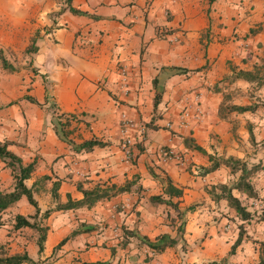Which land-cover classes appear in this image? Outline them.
Segmentation results:
<instances>
[{"label": "crops", "instance_id": "0c3cea01", "mask_svg": "<svg viewBox=\"0 0 264 264\" xmlns=\"http://www.w3.org/2000/svg\"><path fill=\"white\" fill-rule=\"evenodd\" d=\"M17 1L18 8L30 7L40 15L56 11L33 23L46 27L40 30L33 53L43 79L34 76L29 84L0 82V141L10 142L7 149L22 164L35 160L24 184L32 188L39 212L64 203L67 195L71 200L80 199L77 184L89 189L96 183L122 185L136 175L138 179L129 192L88 208L51 211L43 220L47 230L39 254L35 231L28 229L29 240L14 237V233L7 235V229H13L14 215L27 216L34 211L22 195L0 213V244L11 246L15 254L24 250L40 264H61L69 256L80 262L100 261L89 258V252L106 251L104 245H123L129 250L135 244L148 253L149 260L142 264H179L176 246L152 254L126 233L134 230L149 240L160 234L175 236L179 223L175 210L148 200L161 192L160 184L147 172L150 166L181 188V195L172 199L180 210L193 205L184 212L183 239L187 246L200 242L187 247L180 264H258L260 258L264 260V220L254 216L264 214V161L255 162L261 169L249 179L255 198L231 191L251 214V218L240 220L224 199L214 201L205 192L209 186L195 168L209 163L206 155L182 143L183 137H191L207 154L246 159L250 143L247 133L237 136L243 125L234 119L248 112L217 117L225 91L219 80L229 74L228 65L235 70H261L260 59L249 52L251 38L258 39L259 32L250 37L245 33L258 25L264 28V0H70L69 5L46 0L44 12L37 0ZM69 7L83 13H71ZM171 67L188 71L175 72ZM239 81L247 83L235 79ZM227 83L235 85L229 81L223 85ZM215 84L219 90L214 89ZM155 91L161 94L153 111ZM45 94L51 96L58 112L78 116L79 120L71 122H75L68 135L72 142L97 138L105 145L73 151L60 140L46 109L48 99L42 103ZM111 100L124 111L112 109L108 114ZM195 105L197 116L180 126L181 109ZM110 116L111 121L107 119ZM152 116L151 127H145ZM125 139L129 144L123 146ZM141 139L143 146L135 144ZM161 149L179 154V158L164 159ZM219 168L208 174L216 175ZM43 176L47 179L41 182ZM55 181L59 182L56 199L50 192ZM138 185L139 192L135 190ZM12 188L10 169L0 160V191ZM239 225L244 233L229 255ZM27 228L15 231L18 234ZM74 230L78 232L69 235ZM65 237L57 259H46ZM107 237H111L109 244Z\"/></svg>", "mask_w": 264, "mask_h": 264}, {"label": "trees", "instance_id": "16d2710c", "mask_svg": "<svg viewBox=\"0 0 264 264\" xmlns=\"http://www.w3.org/2000/svg\"><path fill=\"white\" fill-rule=\"evenodd\" d=\"M67 5H69L70 0H64ZM212 0H209V3ZM69 11L71 13L80 14L83 13L78 10H74L73 8L69 7ZM262 28L257 27L256 29L251 28L249 31L252 35L260 31ZM40 39V33L38 30H35L29 44L25 48V52L27 53H35L37 50V42ZM6 48L0 45V69L7 71L9 73L14 72L17 70V67L9 61ZM201 68H204L202 66ZM230 70L229 74L224 76V79H227L229 82H233L235 79H241L247 83H256L258 86L264 85V78H262L256 70H235L232 66L228 65ZM172 71L175 72H186L188 71L185 68L180 67H171ZM196 68L195 70H198ZM153 85H156V79H153ZM215 90H219L216 84L213 86ZM26 98L31 101L35 102L33 98L26 96ZM160 98V93L156 92L153 96V111L156 108V104L158 103ZM225 96L222 95L221 101L218 103L217 106V117L219 119H226L231 113L240 114L244 112H253L257 109L258 103L249 102L244 105L239 104H230L225 101ZM264 108V103L261 104ZM60 119H63L64 122L62 123L60 120L53 125V131L55 135L65 143L71 146L73 151H90L93 147H102L105 145V142L100 141L97 138H90L87 140H82L79 143L72 142L69 138V130L68 127L70 126L72 121L79 120L78 116L71 113H63L60 112L58 114ZM154 121V116L150 118L148 122L144 124L146 127H151ZM60 126L58 127L57 125ZM57 126V127H56ZM154 127V126H152ZM234 131V128H232ZM246 132H247V140L248 142L253 145L254 135L252 132V127L250 124L246 125ZM9 141H0V160L4 161L5 166L10 169L12 180H13V188L9 192H2L0 191V213L7 209L10 205L16 202L22 195L25 196L27 202L34 208V211L31 215H21L16 214L13 218V228L18 229L22 227L32 228L36 232V239L35 243L37 245V252L40 253L43 249V242L45 239V233L47 230V225L44 224V219L48 217L49 213L54 210H67V209H75L78 207H90L95 202L103 199H109L114 197L118 194L123 192H129L131 186L137 181L138 176H134L131 180L125 181L122 185H115V184H107L101 186L100 184L96 183L89 189H82L80 184L76 185L77 190L81 193V198L78 200H71L69 195L66 196V201L64 203H57L53 208L46 209L39 212V208L35 199L32 196V188L27 187L24 184V180L27 179L34 168L35 160H32L26 164H22L21 159L13 154L11 151L7 149V145ZM182 143L184 147L191 149L193 151L199 152L200 154L206 155L208 160V165L206 166H199L198 170L196 171L197 175L200 177H204L206 174L215 171L220 166H224L228 169L230 174H236L237 178L235 179L234 183L231 185L226 184H218L210 186L209 188H205V192L209 195V197L216 201L219 199H224L226 204L234 210L235 216H237L240 220H247L251 218V214L249 211L245 209V207L240 203L237 197H235L231 191L234 189L242 194L246 198H255L256 193L253 189V186L250 184L249 179L251 175L261 169L259 163H254L248 165L247 162L243 159L227 156V157H215L212 154H207L206 151L196 144L191 137H183ZM138 150H141V146H137ZM147 172L149 175L156 180L160 184L161 192L156 195H150L148 197L149 202L151 203H160L166 204L170 206L172 209L175 210L176 217L179 221L176 227V233L174 237L169 236L168 234H160L155 236L154 239L149 240L146 236L138 234L136 231L131 230L127 231L128 235L134 236L139 240L140 244L147 246L152 254H158L164 251L167 247H173L178 241H182L183 239V226H184V212L192 210L193 205L187 206L185 209L180 210L177 206V202L173 201V198H177L181 195L182 190L174 186L171 182L170 178L164 173H155L150 166H147ZM47 179V176H43L40 180L41 182ZM59 182L55 181L52 183L50 192L51 195L56 199L57 198V189H58ZM217 189V191L215 190ZM135 190L137 192L140 191V186H136ZM162 195H165L166 198H163ZM261 220H264V214L259 216ZM1 225V222H0ZM77 230L72 231L69 235H74L77 233ZM243 229L242 226H238V234L234 242L231 244L229 249V254L234 252V249L239 245L243 236ZM66 239L63 238L56 244L54 247H58L60 244L64 242ZM183 247V245H182ZM2 245L0 244V249ZM54 249V248H53ZM112 254V250H111ZM264 260L262 258L259 259L258 264H262ZM39 264L37 260L31 259L25 252L21 254H12V255H1L0 254V264ZM215 262H209V264H213ZM78 264H107L105 261H93V262H79Z\"/></svg>", "mask_w": 264, "mask_h": 264}, {"label": "rangeland", "instance_id": "374dc122", "mask_svg": "<svg viewBox=\"0 0 264 264\" xmlns=\"http://www.w3.org/2000/svg\"><path fill=\"white\" fill-rule=\"evenodd\" d=\"M54 1L55 2L57 1L56 2L57 4L63 3V2L65 3L64 0L62 2L61 0H54ZM17 2H18L17 0H0V45L6 48L7 50L6 55L8 56L9 61L12 62V64L17 67V70L11 73L0 69V82H4L5 84L7 83V80L11 82V84H17V83L29 84V82H31V79L34 76L43 79V74L38 72L39 65H37L38 63L35 59L36 58L35 55L33 53L25 52V48L29 44V41L35 30H38L40 32V30L46 29L45 26L42 27L41 25H38L36 27L33 25L37 17L43 16V14L45 13H42L41 15L37 14L30 7H27V8L23 7L24 9L23 8L20 9L17 6ZM37 2H38L37 3L38 7H41V9H43L39 11L40 12L42 11L44 12V10L46 11L45 9L46 0H37ZM53 12H56V11H53ZM53 12H46L45 16L51 15L53 14ZM257 27H261V26L258 25L252 28L256 29ZM250 29L251 28H249V30ZM249 30L245 33L247 37L253 36L252 34H249L250 33ZM260 31H258L259 32L258 37H257L258 39L254 41V39L251 38L252 45L249 49V52L250 54L260 59L259 66L261 67V70L257 72H259L260 76L264 78V43H263L264 39L262 37L264 35V28ZM226 75L228 74L223 75V77ZM223 77L219 80V83L221 87L224 86L223 89H225V91L223 92V95L225 96V99H226L225 101L227 103L231 104V102H234L235 104L236 103L246 104V103L252 102V103L259 104L255 111L248 112L244 115H240L237 117V119H234V120H235V123H238V122L241 123L240 126L243 125L241 129L242 132L241 130H239L240 132H238L237 136H239V134L241 133L245 134L246 136V133H247L246 125L247 124L251 125L252 131L256 135L255 137L257 141H255L253 145L250 144L249 148L247 149L248 151H246V154L244 156L246 158L245 161L247 162L248 165L254 164L257 161L261 163L262 160L264 161V108L261 105L264 103V85L258 86L254 82L243 83L241 81H239L240 84H238L237 82H235V80L233 81L234 83L230 82L235 85H232V84L228 85L229 83H227V85H223L224 82H228V80L224 79ZM156 92H159V91H156ZM159 93L161 94V92ZM44 97L45 98L43 99V102H42L43 104L49 101L46 106V109L49 111L51 115L50 119H51L52 126L56 124V122L59 120L63 123L64 120L59 118L58 114L60 112L56 110L55 103L53 99L51 98V96L49 95V98H47L45 94ZM46 99H48V101H46ZM111 103L112 104L108 107V114L111 113L112 109H117L119 112L124 111L122 110V108L121 109L117 108V106H115L112 100H111ZM151 106L153 107V100H152ZM155 114L156 113H154V116H156ZM107 119H110L111 121L112 117L111 116L107 117ZM74 123H71L70 127H68L69 132L72 131L71 127H73ZM57 126L59 127L60 124ZM135 144H141L143 146L142 139L138 143H135ZM214 156L218 158L223 157L222 155H219V156L214 155ZM173 158H179V154L175 153L173 155ZM198 167L195 168L196 171L198 170ZM237 175L238 173L230 174L226 167L220 166V168L216 171V175L207 174L206 176H204V179L206 180L205 185H208L209 187L213 185H218V184L231 185L234 183L235 179L237 178ZM261 175H264V174H261ZM215 190L217 191V189ZM240 196L242 195L240 194ZM254 216H260V214H257V215L255 214ZM7 225L10 226V223L7 222ZM76 228L78 229V226H76ZM28 229L33 230L32 228H27V231L22 230V231H19L20 233L17 234V232L15 231V228L7 229L8 230L7 235H10V233H14V237L18 235L19 237H22L21 240L22 239L29 240L30 236L28 235L29 234ZM111 237H107V240L105 241L107 242V244H109L108 242L111 239ZM13 241L14 240L12 239L11 242ZM199 242H200L199 240L195 242L196 246L197 245L199 246ZM195 244H191L187 246L185 245V242L183 243L182 241H178L174 245L177 248L173 246L175 250H177L176 258L179 260V264L182 262L181 259H184L185 257V254H186L185 251L187 247L189 246L193 247V245ZM36 246L37 245H35V250H37ZM58 247H56L53 250V252L49 256L46 257V259H51V260L57 259L56 254H57ZM103 247L106 249V251L104 250H100L98 252L90 251L89 258L100 260V261H105L107 262V264H142L143 262H147L149 260L148 253L144 252L141 248H139L140 246H138V244H135L132 248H129V250H126L123 245L117 246V247H114V246L111 247L110 245H104ZM10 249H11V246L2 245V248L0 249V254L1 255H12L13 253L15 254V252ZM111 250H112V254H111ZM23 252L25 251L23 250L21 252H18L17 254H21ZM79 252H82V251H78L76 253H79ZM107 255H108V258H106ZM77 262H80L79 258H76L75 256L70 258L69 256L66 259H64L61 264H78Z\"/></svg>", "mask_w": 264, "mask_h": 264}, {"label": "built area", "instance_id": "2783aa9c", "mask_svg": "<svg viewBox=\"0 0 264 264\" xmlns=\"http://www.w3.org/2000/svg\"><path fill=\"white\" fill-rule=\"evenodd\" d=\"M197 114H198V109L196 105L194 106V108H187V107L182 108L181 111L179 112V125L180 126L186 125L188 123V120H190V118H195ZM128 144H129V140L125 139L123 141V146H126ZM160 155L164 159H169L173 157L172 152L165 151L163 149L160 150Z\"/></svg>", "mask_w": 264, "mask_h": 264}]
</instances>
